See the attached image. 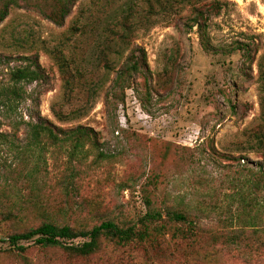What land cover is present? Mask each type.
Returning a JSON list of instances; mask_svg holds the SVG:
<instances>
[{"label":"rangeland","instance_id":"rangeland-1","mask_svg":"<svg viewBox=\"0 0 264 264\" xmlns=\"http://www.w3.org/2000/svg\"><path fill=\"white\" fill-rule=\"evenodd\" d=\"M219 1L209 51L185 11L140 30V0H77L62 25L10 10L0 23V90L10 69L28 62L20 56L36 57L43 77L18 84L13 109L0 105V237L48 219L76 229L132 224L147 212L146 196L163 212H185L198 231L189 242L166 233L160 251L102 239L84 258L35 239L21 241L22 252L3 241L0 264H264V0ZM127 4L134 32L129 44L111 46L108 61L104 42H76L68 31L81 9L108 18ZM130 53L139 69L117 79ZM40 118L90 127L97 146L77 159L36 147L21 163L12 148L26 145L23 122Z\"/></svg>","mask_w":264,"mask_h":264},{"label":"trees","instance_id":"trees-1","mask_svg":"<svg viewBox=\"0 0 264 264\" xmlns=\"http://www.w3.org/2000/svg\"><path fill=\"white\" fill-rule=\"evenodd\" d=\"M77 0H0V23L7 17L11 9L26 8L40 12L46 18L57 25H62L66 17ZM103 0H98L99 5ZM221 2L219 0H140V30L142 27L150 28L153 25V18L168 19L169 16L180 15L185 11L187 20L191 25H196L199 36L202 40L204 48L209 51L207 39V27L211 17L218 14L221 10ZM95 6V4H94ZM84 8L78 11L73 23L68 31L76 37V42L83 39H93L94 41H102L104 54L102 58L108 61L105 56L111 49L113 44H129L131 35L134 32L132 4H127V9L121 12H114L108 18L100 16L101 11L95 7ZM105 7V5H103ZM156 8H160L156 11ZM174 10V11H173ZM156 23V21L154 20ZM170 22L167 21L168 25ZM92 40V41H93ZM109 45V48H108ZM116 54H120L118 50ZM134 53H130L127 58V64L124 65L117 75V79H123L126 75L139 69V62L130 58ZM140 53V69L143 65V58ZM62 59L61 57H59ZM19 59H25L28 62L25 65L15 66L10 69L8 74L9 84L3 85L0 90V105L13 109L14 104L22 97L23 88L18 86L21 82H32L43 77V70L36 57L20 56ZM264 60V55L260 62ZM107 64V62H106ZM261 67V63H259ZM77 75L82 78L84 70L77 68ZM56 116L60 121L64 120L63 112H56ZM29 128L26 145L17 149L16 158L20 162H25L24 157L32 148L38 147L43 150L53 147L54 151L67 154L70 159H77L88 155L93 147L97 146L96 132L87 126L77 125L70 128H60L52 124L47 119L40 118L39 121H25ZM0 133V138H6ZM0 141H2L0 139ZM10 141V140H9ZM11 143V142H10ZM11 145H14L11 143ZM264 175V171H262ZM255 199L252 197L250 201H244L243 209ZM253 203L259 204L258 200ZM145 204L148 207L147 212L138 222L118 225L113 220L103 221L98 225H93L90 229H76L70 225H60L52 219L41 222L36 227L27 230L8 234L6 237H0V242L6 241L9 246L22 252L25 247L20 244L21 241L35 239L36 243L43 247H60L63 250L72 253L78 257H88L96 252L102 239L110 241L112 244L120 247H129L134 245L148 251V247L161 250V239L170 233L173 241H196L197 228L195 221L180 210L167 208L163 212L162 209L151 206V200L145 197ZM173 222H183L185 225L177 226ZM86 237V241L80 244H66L64 239H74L77 237ZM148 246V247H147Z\"/></svg>","mask_w":264,"mask_h":264}]
</instances>
